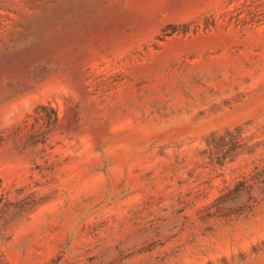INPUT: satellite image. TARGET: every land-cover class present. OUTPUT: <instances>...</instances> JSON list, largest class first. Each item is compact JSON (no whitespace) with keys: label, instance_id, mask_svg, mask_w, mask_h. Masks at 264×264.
<instances>
[{"label":"rangeland","instance_id":"obj_1","mask_svg":"<svg viewBox=\"0 0 264 264\" xmlns=\"http://www.w3.org/2000/svg\"><path fill=\"white\" fill-rule=\"evenodd\" d=\"M0 264H264V0H0Z\"/></svg>","mask_w":264,"mask_h":264},{"label":"trees","instance_id":"obj_2","mask_svg":"<svg viewBox=\"0 0 264 264\" xmlns=\"http://www.w3.org/2000/svg\"><path fill=\"white\" fill-rule=\"evenodd\" d=\"M240 6L242 7V6H244L243 4H240ZM236 9L237 8H234L232 11H231V13H233L234 11H236ZM225 14L227 15V13L225 12ZM228 18H230L229 20H231L232 19V17L231 16H229ZM44 107H41V109H43Z\"/></svg>","mask_w":264,"mask_h":264}]
</instances>
